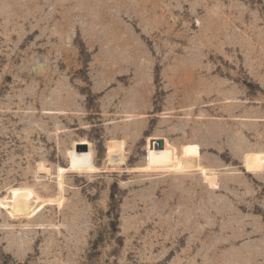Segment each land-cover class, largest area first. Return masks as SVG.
Segmentation results:
<instances>
[{
	"label": "rangeland",
	"instance_id": "rangeland-1",
	"mask_svg": "<svg viewBox=\"0 0 264 264\" xmlns=\"http://www.w3.org/2000/svg\"><path fill=\"white\" fill-rule=\"evenodd\" d=\"M250 153L264 0H0V264H264Z\"/></svg>",
	"mask_w": 264,
	"mask_h": 264
},
{
	"label": "bare ground",
	"instance_id": "bare-ground-1",
	"mask_svg": "<svg viewBox=\"0 0 264 264\" xmlns=\"http://www.w3.org/2000/svg\"><path fill=\"white\" fill-rule=\"evenodd\" d=\"M193 153L194 149H190ZM245 167L249 172L253 174L260 173L264 168V156L260 153H250L245 157ZM43 170L42 165L39 166V171ZM205 183L211 187L216 188L218 186V177L213 171H203ZM19 199V198H18Z\"/></svg>",
	"mask_w": 264,
	"mask_h": 264
},
{
	"label": "water",
	"instance_id": "water-1",
	"mask_svg": "<svg viewBox=\"0 0 264 264\" xmlns=\"http://www.w3.org/2000/svg\"><path fill=\"white\" fill-rule=\"evenodd\" d=\"M163 140H157V141H152V146L155 145L156 147H163ZM85 150L87 149V146L84 148Z\"/></svg>",
	"mask_w": 264,
	"mask_h": 264
}]
</instances>
